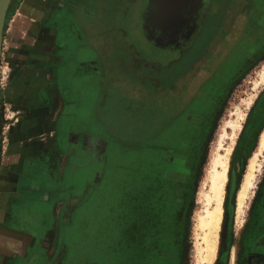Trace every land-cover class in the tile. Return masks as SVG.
Returning <instances> with one entry per match:
<instances>
[{
	"label": "rangeland",
	"instance_id": "obj_1",
	"mask_svg": "<svg viewBox=\"0 0 264 264\" xmlns=\"http://www.w3.org/2000/svg\"><path fill=\"white\" fill-rule=\"evenodd\" d=\"M133 1L112 0L110 8L101 3L98 23L91 24L94 30L113 36L104 47L112 53L110 66L117 74L115 82L122 87L111 86L116 83L109 77L88 75L82 69L71 72L73 77L57 69L59 76L64 71V100L70 98L66 89L80 100L74 117L67 113L61 117L60 139L66 142L69 131L108 139L95 143L105 151L107 164L98 171V181L89 173L81 174L79 181L66 180L57 194L56 184L42 173L41 161L47 157L38 154L25 159L17 174H8L2 159L10 126L1 105L0 256L6 261L10 257L14 264L31 260L33 264H200L197 225L205 207L203 193L211 187L213 158L227 123L244 112L247 115L229 163L215 264H264V228L254 234L258 217L263 215L259 206L264 197V152L259 154L264 133V83L256 86L264 70V0H214L215 14L207 16L192 46L158 72L149 69L143 55L126 40L127 5ZM250 23H254L253 32L248 30ZM66 40L76 45L72 35ZM239 44L240 50L233 56L235 64L226 70L223 82L208 88L214 97H203L194 106L197 115L203 111L194 129L203 126L204 130L208 121L209 129L201 148L188 151L191 160L186 162L182 157H187L184 149L190 146L182 140L192 127L190 113L179 116L183 99L174 93H182L187 78L195 97ZM121 46L136 51L137 59L129 55L132 58L125 60ZM75 58L85 62L98 57L85 51ZM106 94L108 102L100 105ZM227 132L232 130L227 128ZM230 143L227 139L224 146ZM180 147L182 152L177 153ZM257 154L261 173L257 172V185L241 225L238 193ZM51 157L53 164L60 160L56 154ZM169 159L174 166L168 167L187 178L181 197L174 196L176 184L161 178L169 169ZM97 160L93 166L99 164ZM178 233L180 252L174 263Z\"/></svg>",
	"mask_w": 264,
	"mask_h": 264
},
{
	"label": "crops",
	"instance_id": "obj_2",
	"mask_svg": "<svg viewBox=\"0 0 264 264\" xmlns=\"http://www.w3.org/2000/svg\"><path fill=\"white\" fill-rule=\"evenodd\" d=\"M111 1L12 0L5 21L1 58V105L3 115L10 126L6 132L8 142L4 145L2 161L6 160L5 168L9 170L8 174H17V167L22 166L25 159L30 155L33 157L38 154L47 157L46 161H41L42 173L47 180L50 179L54 185L56 184L57 194L60 193V189L64 188L66 180L79 181L81 174L89 173L94 180H99L98 171L103 170L107 164L106 157H103L105 151H100L95 143L103 142L105 137H101L103 138L101 139L91 132L69 131L66 142L60 139L61 117L64 113L74 117L75 108L77 104H80L79 96L75 95L74 97V94L72 96L69 89L64 92L69 93L70 98L68 101L64 100L61 82L64 79V71H68L69 76L73 77L74 74L71 72H77L81 69L88 75L94 73L102 78L109 77L111 82H115L114 76L117 74L110 66L112 53L110 54L109 49L106 51V47H104L113 36L108 35L106 31H96L92 27L98 23L100 16L98 6H102L101 3H104L103 6L110 8ZM127 6L129 7V4ZM68 29H70L69 32H67ZM254 29V23H250L248 30L253 32ZM69 34L76 40L75 46L67 44L66 39H68ZM238 46V48H234L232 55L222 63L219 73L214 75L212 79L210 78L211 80H207L208 82L195 97H192V90L188 87V83L190 86L193 84L187 78L183 85V95L182 93L180 95L174 93L183 99L181 104L183 108L179 116L190 113L189 122L192 125V130L190 129V133L186 134L182 140L184 144L190 146L184 149L187 152L196 150L197 147L201 148L209 129V121L204 130L203 126L198 130L194 129L201 121L198 117L203 113V111H199L200 113L198 112L199 115H197V109L194 106L203 97L210 96L211 99L214 97L208 88L216 82L222 81L226 70L232 69L235 64L233 56L237 50H240V44ZM85 51L94 52L98 58L85 62H80L75 58ZM120 52L122 56H125V60L132 58L131 56L137 59V52L129 47L121 46ZM129 55L131 56L129 57ZM139 56L142 57V55ZM142 59L144 60L143 57ZM132 63H134L133 60ZM146 64L149 65V69H156L155 66L147 62ZM73 65L74 68H72ZM59 67L64 70L60 76L57 73ZM65 67L67 68L64 69ZM156 70L158 72L160 69L157 68ZM209 70L207 64L206 73ZM115 83L111 86H123V84ZM73 87L74 85L71 89ZM126 95L138 97L134 94L126 93ZM187 96L188 98L190 96L189 102L188 99L186 100ZM108 97V94L104 95L100 105H105L109 100ZM195 114L197 118H194ZM177 121L178 119L175 118V126H177ZM65 133L63 130V135ZM108 133L113 134V132ZM181 148H177L176 152H182ZM189 152L187 157L181 156L186 162L191 160V153ZM54 154L60 160L57 159L56 163L53 164L51 156ZM100 155L102 156L101 159L97 160L96 157H100ZM95 160L99 164L93 166ZM170 162L169 159L167 167L174 166ZM66 170L70 172L66 173ZM176 172L174 168H169L164 175H161V178L166 183L176 184V189L173 190L174 196L180 195L181 197L185 192L187 178L183 172L179 174ZM169 191L171 190L169 189ZM259 207V213L263 215L258 217V222L264 220V197ZM0 264L14 263L11 262L10 257L6 261L5 257L0 256ZM28 264H33L32 260Z\"/></svg>",
	"mask_w": 264,
	"mask_h": 264
},
{
	"label": "water",
	"instance_id": "obj_3",
	"mask_svg": "<svg viewBox=\"0 0 264 264\" xmlns=\"http://www.w3.org/2000/svg\"><path fill=\"white\" fill-rule=\"evenodd\" d=\"M124 28L128 43L144 60L162 69L179 60L203 31L208 15L215 14L214 0H134ZM12 0H0V120L1 58L3 33Z\"/></svg>",
	"mask_w": 264,
	"mask_h": 264
},
{
	"label": "bare ground",
	"instance_id": "obj_4",
	"mask_svg": "<svg viewBox=\"0 0 264 264\" xmlns=\"http://www.w3.org/2000/svg\"><path fill=\"white\" fill-rule=\"evenodd\" d=\"M264 67V66H263ZM261 77L257 81V84L264 83V70L260 75ZM252 102V101H251ZM250 106V104H248ZM244 112L238 113V118L235 121L227 123L224 131L221 135L217 152L213 158V172L211 178V187L206 189L203 193L204 199V211L198 217V254L200 256V264H215L218 253V240L220 226L222 223V213L225 198L226 185L228 181V170L230 159L235 150L236 139L240 130L242 129V123L246 118ZM227 128L232 130V133L227 132ZM230 139L231 143L228 147L224 146L225 140ZM224 150V153H221ZM260 152H264V133L260 142ZM260 154V155H261ZM259 155L251 160L249 167V173L247 174L245 181H243L242 188L238 193V220L242 225L244 222L241 219L244 214V210L254 194V187L257 185V172L261 173V166L259 167ZM259 176V175H258ZM237 249L233 252V260L236 259Z\"/></svg>",
	"mask_w": 264,
	"mask_h": 264
},
{
	"label": "trees",
	"instance_id": "obj_5",
	"mask_svg": "<svg viewBox=\"0 0 264 264\" xmlns=\"http://www.w3.org/2000/svg\"><path fill=\"white\" fill-rule=\"evenodd\" d=\"M178 229V228H177ZM260 233V232H259ZM258 233V234H259ZM256 236V235H255ZM175 244H176V247H175V253H174V258H175V261L174 263L177 262V257H178V254L180 252V241H179V233H178V239L175 241ZM152 247V246H151ZM150 247V249H151ZM152 250V249H151ZM153 251V250H152Z\"/></svg>",
	"mask_w": 264,
	"mask_h": 264
},
{
	"label": "flooded vegetation",
	"instance_id": "obj_6",
	"mask_svg": "<svg viewBox=\"0 0 264 264\" xmlns=\"http://www.w3.org/2000/svg\"><path fill=\"white\" fill-rule=\"evenodd\" d=\"M262 228H264V220H261L258 225H255V227H254L255 233L254 234H256V236H257L258 232H260V230ZM257 230H259V231H257Z\"/></svg>",
	"mask_w": 264,
	"mask_h": 264
}]
</instances>
